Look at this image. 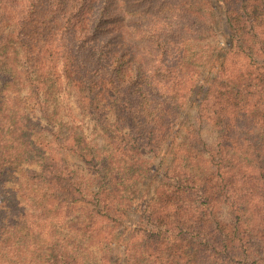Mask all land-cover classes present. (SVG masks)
Segmentation results:
<instances>
[{
	"label": "trees",
	"instance_id": "1",
	"mask_svg": "<svg viewBox=\"0 0 264 264\" xmlns=\"http://www.w3.org/2000/svg\"><path fill=\"white\" fill-rule=\"evenodd\" d=\"M209 6L0 0V216L11 212L0 222V252L14 264L47 256L32 241L21 260V203L55 217L43 243L51 264H86L77 253L85 240L103 251L99 264H109L108 247L147 178L146 156L161 153L200 76L188 47L203 36L197 22ZM223 7L229 46L198 108L215 143L193 126L173 139L125 264H264V0ZM23 88L45 128L25 111ZM71 95L90 128L72 111Z\"/></svg>",
	"mask_w": 264,
	"mask_h": 264
},
{
	"label": "rangeland",
	"instance_id": "2",
	"mask_svg": "<svg viewBox=\"0 0 264 264\" xmlns=\"http://www.w3.org/2000/svg\"><path fill=\"white\" fill-rule=\"evenodd\" d=\"M202 13L205 16V22L198 21L197 27H199V30L201 31L203 36L199 38L197 42L192 43L188 47V51H190V61L192 64L197 66L200 76L194 84L192 95L183 108L184 111L179 118L178 124L174 127L173 133L168 142L164 145L161 153L158 154L157 157H153L151 154H148L146 156V158L150 160V169L147 173V178L142 184L138 186L131 209L126 216V219L123 221L119 230L117 231L114 241L108 247L110 250L109 264H125L124 251L126 249V244L130 235L136 229L140 217L144 212L146 205L152 198L154 189L157 186L158 182L162 179V175L166 168V165L171 159V144L174 142L173 139L175 138V140H179L185 135L187 130L190 129L191 126H193L195 128H199L200 133L208 146L212 144L214 145L215 143L216 135L209 125L205 124L199 119L198 108L200 102L206 96V91L210 87L216 70L223 60L225 51L229 46V33L228 25L226 23V15L223 7V0H210L209 8L202 9ZM113 41L114 34L103 35L101 39V42L105 46H107L109 43L111 45ZM12 67L13 69H15L13 65ZM17 68L19 69L18 64ZM20 101L25 105V111L31 116L32 121L38 126L45 128V122L40 117V114L37 113L34 103L29 99L27 90L24 88L20 94ZM70 106L75 115L82 119V121L88 128L93 125L85 111L76 104L72 95L70 96ZM64 121L66 120L64 119ZM48 128L50 127L48 126ZM62 129L64 130V127ZM43 135L47 137V141L50 140L51 134H49L48 131H44ZM101 144L102 143H100V146ZM67 161L70 167H72L73 169L83 171L84 173L86 172L84 171L85 169L83 170V166L74 157L68 156ZM15 191H17L16 188ZM6 195H9V193H6ZM14 198L17 202H23V200L19 196H14ZM21 205L22 207L20 206L19 208H16V210H18V213L19 211H21L19 215H21L22 213L25 214L23 218L25 221H22L23 219L18 220L19 228L16 230V232H20L24 235V237L22 238L25 242H23L22 240L21 241L26 247L28 246L27 250L21 256V260H23L24 258H29L31 256L29 249H32V245L30 244L32 241H35L40 245V247L43 248L41 251L42 255H44L45 253L47 255L45 258L41 256V264H51V260L49 259L50 253L46 250L47 245H44L43 243L48 241L47 229L45 228V224L48 227L50 221L55 220V217L51 214V212L45 214L44 217H41V209L36 208V210H33L27 206H24L22 203ZM26 213H32L31 215L34 219L32 220L31 217H26ZM10 214L11 212H8L7 216L1 215L0 222L7 223L5 217L10 216ZM220 215L222 219H226V214L224 211H222ZM15 220H17V218H15ZM12 235L16 236V233H12ZM62 235L69 236L71 237V239L73 236L72 234H67L66 230H62ZM81 247V253L80 250H78L77 253L79 257L82 258L84 263L99 264L101 262L103 251L99 247L88 244L86 240L82 243ZM10 255L11 254L5 255L0 252V264H14V262L10 259ZM29 260L31 259H25L26 262Z\"/></svg>",
	"mask_w": 264,
	"mask_h": 264
}]
</instances>
